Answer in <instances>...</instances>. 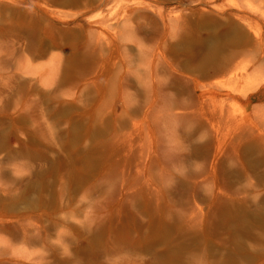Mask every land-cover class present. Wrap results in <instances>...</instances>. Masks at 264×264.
I'll use <instances>...</instances> for the list:
<instances>
[{
    "label": "rangeland",
    "instance_id": "rangeland-1",
    "mask_svg": "<svg viewBox=\"0 0 264 264\" xmlns=\"http://www.w3.org/2000/svg\"><path fill=\"white\" fill-rule=\"evenodd\" d=\"M0 264H264V0H0Z\"/></svg>",
    "mask_w": 264,
    "mask_h": 264
}]
</instances>
